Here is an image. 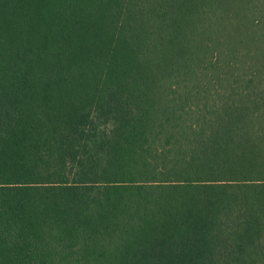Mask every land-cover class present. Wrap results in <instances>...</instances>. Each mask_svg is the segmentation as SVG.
<instances>
[{
	"label": "trees",
	"instance_id": "16d2710c",
	"mask_svg": "<svg viewBox=\"0 0 264 264\" xmlns=\"http://www.w3.org/2000/svg\"><path fill=\"white\" fill-rule=\"evenodd\" d=\"M0 264H264V0H0Z\"/></svg>",
	"mask_w": 264,
	"mask_h": 264
}]
</instances>
